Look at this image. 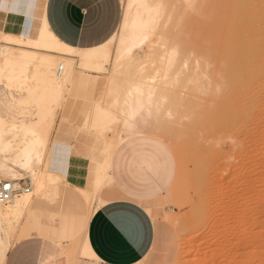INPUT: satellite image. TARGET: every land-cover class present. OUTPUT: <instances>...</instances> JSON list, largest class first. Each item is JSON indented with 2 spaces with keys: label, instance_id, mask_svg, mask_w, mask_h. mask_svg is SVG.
<instances>
[{
  "label": "rangeland",
  "instance_id": "rangeland-1",
  "mask_svg": "<svg viewBox=\"0 0 264 264\" xmlns=\"http://www.w3.org/2000/svg\"><path fill=\"white\" fill-rule=\"evenodd\" d=\"M120 1L122 17L126 0ZM224 1L229 4L231 0H149L159 15L160 9L165 11L162 18H168H165L167 26L159 19L153 34L116 68L110 63L115 43L112 35L95 45L93 57L77 56L74 80L86 75L92 81L69 85L61 109L56 108V99L52 101L44 95L40 82L28 78L29 71H35L37 58L20 70L6 68L0 75V116L7 121L0 125L2 144H14L17 139L9 129L10 121L34 116L20 111L34 112L39 104L55 110L48 147L32 159L34 169L47 167L61 175L57 183L46 185L44 193L41 192L40 206L50 211L60 206L61 195L77 188L65 187L64 181L69 158L76 154L74 146L83 139L93 142L96 154L89 160L99 166L103 145H98L97 140L104 135L108 139L117 132L118 125H110L116 128L108 126L102 133L84 126L83 111L107 101L109 77L153 78L149 83L156 86L157 120L153 119L156 128L147 122L148 131L118 146L121 169L128 176L129 185L146 194L148 202L143 204L155 223L152 248L136 264H264V23L258 25L257 31L263 30L262 33L254 34L256 38L262 36L260 42L256 43L254 35L251 42L255 44L250 42L262 48L250 55L254 62L256 56L259 63L262 61L260 68L254 62L251 63L255 67L249 62L248 67L243 66L250 58L242 62L237 53L234 57L231 43H226L229 39L223 36L227 32ZM254 3L264 7V0ZM253 15L251 11L250 21ZM3 58L0 50V62ZM104 63L105 68L99 66ZM157 121L169 133L161 134L162 127L157 132ZM149 126L157 134L149 131ZM12 154L0 150V161L11 160ZM130 154H145L151 157V163H160L158 171L167 172V183L161 185L155 175L157 169L146 164L142 176L133 175V168L127 166ZM11 166L16 174L11 180H20L30 188V171L17 164ZM106 189L109 198L120 197L110 179L106 181ZM94 202L93 199L89 207L95 208ZM23 227L21 222L18 230ZM74 239L72 236L71 242ZM71 242L70 253L79 258L77 264H84L82 260L87 256L80 254L78 244Z\"/></svg>",
  "mask_w": 264,
  "mask_h": 264
},
{
  "label": "bare ground",
  "instance_id": "bare-ground-1",
  "mask_svg": "<svg viewBox=\"0 0 264 264\" xmlns=\"http://www.w3.org/2000/svg\"><path fill=\"white\" fill-rule=\"evenodd\" d=\"M255 1L257 0H231L229 4L226 3L227 1H224L223 4V9L224 6H226L225 17L227 19L225 24L227 32L225 35L223 34V36L229 39L226 43H231L230 46H232L231 48L234 50L233 55L237 53L239 58H242L240 59L242 62L244 59L248 60L247 58H250V55H253V53L256 54L257 52L259 53V51H262L260 45L259 47L252 46L255 43L251 42L252 37L256 32L262 33L264 30V28L263 30L260 28L262 31H257L260 27H258V25L264 23V7L257 5L254 3ZM163 11V9H160L159 15L157 9L152 8L149 0H126L123 15L119 22V29H116V33L114 32L111 34L115 40L114 50L110 58V63L113 68H116L122 59L127 58L146 37L153 34L159 19L160 22H165V24H161V29L162 27L163 29L165 28L163 24L167 26L166 19L168 18H166L165 13V17L163 18L166 19L163 20ZM251 11H254V19L252 21H250L251 19L249 20V14ZM29 27L28 24L21 34H14L10 31H0V36L4 40L0 43V50H2L4 56L3 60L0 62V75L6 68L20 70L27 65L28 61L37 58L38 61L35 66V71H29L28 78L40 82L39 88L44 92V95L50 96L52 101L56 99V108L61 109L63 98L66 95V91L69 89V85L80 86L92 81V79L86 77V75L80 76L74 80V70L76 69L75 58L77 56L91 58L94 56L97 48L96 46L82 48L64 43L50 30L45 22V18H42L36 27ZM260 37L262 36H259V38H256V36L254 37V39H258V42L256 41V43L260 42ZM237 42L240 44H237ZM250 42L252 45H250ZM261 55L260 52V56ZM234 57H237L236 54ZM252 59L250 58V60ZM257 59L256 56L255 62L253 60H248L247 62L245 61L244 64L241 62V64L248 67V62L250 64H253L251 62H254V64L257 65L256 67L260 68L258 65H260L262 61L259 63V59ZM232 62L233 60L231 63ZM256 62L258 63L256 64ZM234 63L235 62H233V65ZM254 64L252 66L255 67ZM99 66L105 68V63L100 64ZM236 66H238V64ZM236 66H234L235 70ZM239 70H241V67ZM152 80L153 78L132 80L131 78H118L117 76H111L108 81L109 86L107 89V101L105 104H97L83 111L85 114L84 126H91L95 128V130L99 129L98 131H101V133L110 125L119 126L117 132L115 133L114 131V136L110 135L116 127L110 126L113 130L108 139H104L106 135L102 134L104 135V138L102 137L101 140L106 146V152L103 162L100 165V167L102 166L101 170L99 169L101 172L95 179V186L92 190L75 188V190H67L66 194L59 197L60 206L58 208H60V210H76L78 213H76L77 215L74 218L69 219L68 224L78 227L80 230V233L78 232L79 237L74 239V243H76V246L78 244L79 253L87 256V258H82L84 264H101L100 260L89 247L86 237V225L93 211L99 205L111 199L109 198V192L106 189V181L109 179V160L114 148L123 138L131 134L148 131L147 122L152 123V128H156L155 125H153V122H156L155 120H157V118H155L157 113H155L154 109L155 106L157 107L154 101L156 96V86L149 83V81ZM30 94L31 92L28 93V95ZM163 97L166 100V96ZM8 107H10V105H8ZM54 111L53 108L51 110L44 104L37 105L34 112L26 110L20 111L21 114L27 113L29 117L33 114L34 116L20 121L9 122V129L13 132V137L17 138L14 144H11L10 142L2 144L0 141V150L12 151L13 153L11 160L2 158L0 161V170L4 177L2 179L11 180L10 177L16 175L11 164H17L30 171L29 175L31 184L27 191L20 192L19 194L14 195L11 200L0 203V264H3L6 251L11 245H13L21 222L24 223L26 220H29L34 227L42 224V221L44 222V220L42 219L41 221L39 217V213L44 214L43 209H45L40 206V199H42L41 192L46 185L57 183L61 176L56 172H50L47 167L42 170H36L33 168L32 163L33 155H41L48 147L49 132L51 131V128H53L55 122ZM151 111L154 114H152ZM165 113H167V110ZM151 114L154 115V117ZM147 116L149 117L148 121L146 120L148 119ZM154 118L155 120H153ZM6 122L7 121L0 116V125H4ZM158 123L159 121L155 123L156 126ZM159 125L157 126V132L161 130V127L163 129V124L159 123ZM150 127L151 126H149V128ZM150 130L153 131L151 128L149 131ZM163 130L165 131L167 128ZM164 131H162L161 134L166 132L169 133L168 130ZM157 132L153 131V133L156 134ZM113 137L114 139H112ZM62 178H64V176ZM65 182V187L69 188L71 184L67 181ZM113 189L118 193L115 188ZM93 199L95 201L94 203H96L95 208L94 206L89 207V203L92 202ZM72 236L73 234L70 237ZM74 243L71 242V244Z\"/></svg>",
  "mask_w": 264,
  "mask_h": 264
},
{
  "label": "crops",
  "instance_id": "crops-1",
  "mask_svg": "<svg viewBox=\"0 0 264 264\" xmlns=\"http://www.w3.org/2000/svg\"><path fill=\"white\" fill-rule=\"evenodd\" d=\"M121 12L120 0H0V31L21 34L28 24L34 28L45 18L50 30L64 43L91 47L116 31ZM141 133L131 134L119 144ZM97 142L103 145L99 166L89 160L96 154L93 142L83 139L72 145L76 154L69 158L65 179L72 186L85 190L95 186L106 152L101 138ZM119 144L110 156L108 175L120 197L99 205L86 225L89 247L102 264H136L150 252L155 238L154 220L143 204L148 202L146 194L129 185V178L121 169ZM128 160L127 166L133 168V175L142 176L146 164L157 169L155 175L161 185L167 183V172H159L160 163H151L150 156L130 154ZM66 164H62L63 171ZM43 210L44 214L39 213L40 220H44L42 224L34 227L29 220L24 222L25 227L18 231L13 245L6 251L3 264H77L79 258L70 253L69 247L70 236L78 238L80 230L68 224L77 211L58 207Z\"/></svg>",
  "mask_w": 264,
  "mask_h": 264
},
{
  "label": "built area",
  "instance_id": "built-area-1",
  "mask_svg": "<svg viewBox=\"0 0 264 264\" xmlns=\"http://www.w3.org/2000/svg\"><path fill=\"white\" fill-rule=\"evenodd\" d=\"M20 181V180H18ZM17 180L0 179V203L7 202L13 198L14 195L19 194L21 191H27L29 187ZM8 182L11 186L5 188L3 185Z\"/></svg>",
  "mask_w": 264,
  "mask_h": 264
},
{
  "label": "snow or ice",
  "instance_id": "snow-or-ice-1",
  "mask_svg": "<svg viewBox=\"0 0 264 264\" xmlns=\"http://www.w3.org/2000/svg\"><path fill=\"white\" fill-rule=\"evenodd\" d=\"M3 186H4L5 188H8V187H10L11 185H10L8 182H5Z\"/></svg>",
  "mask_w": 264,
  "mask_h": 264
}]
</instances>
